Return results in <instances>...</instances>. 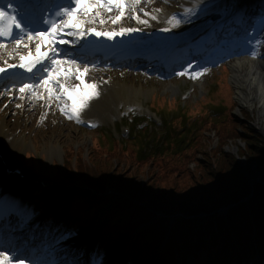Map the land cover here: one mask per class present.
<instances>
[{
    "label": "rangeland",
    "instance_id": "rangeland-1",
    "mask_svg": "<svg viewBox=\"0 0 264 264\" xmlns=\"http://www.w3.org/2000/svg\"><path fill=\"white\" fill-rule=\"evenodd\" d=\"M207 1L209 0L204 1L206 4L204 7L196 9V12L200 11L202 13L198 15H208L218 10V13L213 14H221L226 17L235 12L245 2L251 4V1H256L261 4V7L263 6L259 8V12L252 19L249 21L244 19L242 22L241 27L245 28L248 26V28L246 31L243 30L244 34L242 35L244 37L240 38L239 43L247 45V48L234 51L221 58L216 57L209 65H203V60L198 58L193 62L176 66L166 72L160 69L159 74L155 72L154 67H150L151 65H148L143 70L135 67L132 69L128 67L119 69L118 67L114 68L111 63L102 64L98 61L87 62L84 59H77L76 62L80 67L87 64L91 67L98 63L100 68L106 69L107 72L101 74V78L106 81L111 83L119 82L126 87L143 88V93L138 97L140 105L134 106L136 109L130 112L125 110L126 108L122 104H119V113L116 116L111 113L109 117L105 113V118H98L97 127L94 130H87L81 117L79 122L75 117L69 119L67 115L60 111L58 106L61 104L60 101L52 100L46 103L45 100L33 98L32 102L34 103L29 105L26 98H20L21 94L19 92V96H13L8 88H4L0 90V121L6 120L5 122H7L16 138L23 141V145L18 146L17 152L12 149L13 154L24 156L31 152L33 160L35 161L36 159L41 164L39 171L36 165L33 167L37 171L36 173L29 169L31 174L35 178L47 179L59 188L61 179L56 178L58 176L55 171L53 172V166L57 163L63 164L70 154H74L73 161H75V157L78 156L77 153L79 154V152L85 161H89L92 157L93 153L91 152L93 149L95 150V148L101 146L105 147L106 150H111L110 146L113 145L115 139L128 151L144 150L146 155L151 152L154 155H162V153L174 152V148L178 149L181 147V150H183L186 144H189V146L194 145L197 138L203 134L208 139L200 143L201 146H197L193 150V154L190 153L188 155V151L176 155V159L173 160L176 165L167 168L169 171L176 170L178 172L177 169L183 168V164H185L184 166L188 169V173L183 174L181 178L185 181L183 182V187L186 190L199 187L200 184L196 185L194 182L197 181L196 177L200 174L205 177L206 181H210V179L212 181L213 176L211 177L210 174L214 173L215 170L208 173L210 168L217 169L221 165V174L219 175L217 172L215 174L216 178L224 182V184H228L213 189L211 187L210 189L212 194L210 196L220 197L224 189L229 188L230 182L237 181L236 174L232 173L234 160L238 163L235 168L239 169V174L248 180L250 186L261 182L264 167L259 164L262 160L260 149L264 146V125H257L259 115L256 109L247 106L242 108L240 106L227 64L236 55L246 54L257 59L258 52L261 46L264 45L262 38L264 36V0ZM150 2L170 10H176L178 14L185 12L183 0H141L135 14L145 16L144 13L147 12ZM104 11L110 15H119L116 10L111 12ZM248 14H245V18L249 16ZM133 19L132 10L126 9V14L122 17V20L131 21ZM113 25L116 26V24ZM69 50H71V46H66L65 51ZM222 53H226V51L222 49L217 56ZM64 58H66L65 55ZM189 64L192 65L191 68L188 67ZM185 69L188 70V74H177L185 71ZM204 69H207V71L203 72V75L199 78H191L192 73L202 72ZM86 76L89 77L88 74ZM75 80V78H72L68 81L73 82ZM66 83L69 84L67 81ZM26 95L27 93L24 94V97ZM233 102L236 104L235 108H231ZM17 105H20V107H17ZM24 106H26V115L28 114L27 119H23L20 113ZM8 107L12 110L7 111ZM188 111L191 114L199 113L203 119L200 118L197 121L192 119L191 123L184 121L182 123L181 121L184 120L182 116L187 114H184V112ZM231 112L236 117V126L231 127L227 131V137L216 136L215 133L208 131L209 124L226 119ZM124 113L128 114L124 115ZM206 122L207 124H205ZM122 127L131 129L128 138L122 136ZM165 138L169 140L164 141ZM177 142L178 144L175 145ZM51 144L58 145L61 151L52 156L48 154L47 150H49L48 148ZM195 153L197 154L195 155ZM255 153L260 156L259 159ZM187 155L195 161L189 159V162H186V159H188L186 158ZM161 173L163 177L170 172L161 171ZM87 189L89 190L88 187ZM34 191L36 192V189L30 187L21 190L16 196L14 208L17 210L16 206H24V200L26 199L27 201L30 194L32 195ZM28 205L31 206L32 217H38L41 211L36 204L31 202ZM23 214L27 215L25 212ZM48 239L49 242L42 246L43 251L39 254L40 256L47 253L45 251L50 249V244H52L51 248L54 245L53 250H55L56 245L58 247V244H64L67 240H71L76 241L78 244L77 247L71 250L74 256L72 264H79L77 259L85 261V256H88L87 254L89 253L90 257L101 258L104 264H113L109 256L101 251L104 246L95 245L91 238L79 240L71 231L64 230L60 240L50 235ZM188 262L193 264V256L190 257ZM58 264L61 263L58 262ZM247 264H252V262L248 260Z\"/></svg>",
    "mask_w": 264,
    "mask_h": 264
},
{
    "label": "trees",
    "instance_id": "trees-1",
    "mask_svg": "<svg viewBox=\"0 0 264 264\" xmlns=\"http://www.w3.org/2000/svg\"><path fill=\"white\" fill-rule=\"evenodd\" d=\"M235 107L233 102L231 108ZM235 126L236 117L231 113L226 119L209 124L208 131L227 137V131ZM207 139L202 134L185 150L162 155L126 151L118 145L112 150L100 146L92 150L89 161L80 152L75 161L74 154L68 155L64 168L57 166L55 172L67 184L79 181L96 193L111 188L121 194L97 236L109 257L122 259L121 264H153L157 257L158 264H185L190 256H194L197 264H236L249 254H264V172L261 182L250 186L235 168L238 163L234 160L232 173L237 181L230 182L229 188H223L217 198L210 196L211 187L228 184L216 178L217 172L221 174V165L210 168L208 173L215 170L210 174L212 181H206L200 174L197 181L193 179L199 187L190 190L183 187L185 181L181 178L188 173L185 164L176 168L178 172L167 170L176 165L173 163L176 155L188 151L189 155ZM188 155L186 162L191 159ZM260 156L259 165L264 167V146ZM260 156L256 154L258 159ZM159 169L170 173L162 177ZM61 194L49 193L46 198L53 201ZM244 199H248L247 203ZM105 203V198L90 192L76 193L62 208L74 215L65 223L80 235L90 233ZM223 208L227 210L224 214L220 213Z\"/></svg>",
    "mask_w": 264,
    "mask_h": 264
},
{
    "label": "bare ground",
    "instance_id": "bare-ground-1",
    "mask_svg": "<svg viewBox=\"0 0 264 264\" xmlns=\"http://www.w3.org/2000/svg\"><path fill=\"white\" fill-rule=\"evenodd\" d=\"M148 5V13H151L157 16L156 20H152L150 16H142L139 15L142 19H147L149 21L148 25H141L138 24L135 19L131 21H124L121 20L119 23L116 24V27L112 24L111 20L116 15L106 13L103 9L100 10V17H97L93 20L92 23H89L88 27H96L98 30H118L120 27H137L141 28L142 30L131 35H127L129 37H137L140 39L139 46L143 48H147L153 43H158L159 41H163L166 36L174 35L177 38L184 39L183 47H175L174 49H163L162 53H165L164 58L159 59L158 63L153 62L152 65L155 67V72L159 74V68L161 65H164V69L171 68L173 66H178L181 62L185 61L189 57L198 58L201 56L199 55L198 51L204 50V47L207 45L204 42H197L193 40L194 36L199 35L204 28L210 25V18L213 13H218L214 11L212 14L208 15H198L202 14L200 11L196 12V9L204 7L206 4L204 0H183L184 7L183 9L186 11L187 9H195L194 14H190L188 17H185V12L177 15L181 20L182 23L177 28H172L170 31H164L163 29L169 28L170 25L167 23L168 19L171 17L170 9L165 8L164 6L158 5L156 3L150 2ZM253 8H250L249 16L255 15V11ZM159 10V11H157ZM96 9H92L89 17H85V19H91L92 13H94ZM248 11L246 8L240 12V15L246 14ZM114 15V16H113ZM103 18L105 23L100 24L99 20ZM224 18L221 19V23ZM238 21L231 20L228 24V28L231 27L234 23L236 24ZM220 27H216L214 29L210 28L208 33H206V40L216 36ZM206 30V31H207ZM212 30V32H211ZM205 31V32H206ZM222 36V35H221ZM220 36V37H221ZM69 40H75L74 37L67 36L65 37ZM101 40H104L105 37H100ZM215 42V41H214ZM80 40L76 41L73 44H64L58 45V48L61 52V58H64L63 51L66 50V46L71 45V50L67 51L66 59H75L79 57L77 51L75 50L76 46H78ZM207 43V42H206ZM8 48L3 53H0V61L7 60L9 63L10 57L8 52H10L14 45L7 44ZM34 47V44L32 45ZM228 51L231 49H227ZM18 51H23V49H18ZM193 53H196L194 55ZM97 61L101 60L99 57H95ZM162 62V63H161ZM121 64L124 66L134 65L139 67L142 64H146L144 57L138 55L134 62L131 63L129 59L124 60ZM167 65V67H166ZM86 66V65H85ZM230 68V73L232 75V84L235 86V90L237 92V100L240 103V106L243 108L244 106L251 107L256 109L259 117L257 121V125H264V47L260 52H258L257 59L252 58L245 55L235 56L231 62L228 64ZM144 67V66H143ZM84 68V67H83ZM82 68V69H83ZM89 71L85 74V80L90 83H96L98 85L99 96L89 102V106L84 109L81 113V118L84 121H88V119H92L95 122L98 118L103 119L105 118L106 114L109 115H117L119 110V104L122 105H132L138 106L140 103L138 102V97L143 93V88H137L135 86L126 87L119 82H110L102 79L100 76L102 73L106 72V69L100 68L98 64L93 65V67H87ZM162 68V69H163ZM89 75L87 77L86 75ZM97 74V76H96ZM99 78V80H98ZM36 80H31L29 78L26 79V83H34ZM69 85H76L79 83L78 80L75 81H67ZM9 92L13 96H19L20 94L19 89L15 87L14 83L10 85ZM43 89H41V92ZM26 100L28 101L29 105L33 104V98L31 97L30 93H27ZM52 101V100H51ZM56 101V100H54ZM7 108V107H6ZM26 108V107H25ZM12 109L8 107L7 111H11ZM23 119L28 118V114L26 115V111L24 109L23 112H20ZM111 119V118H110ZM6 120L0 121V146L2 148V152L6 156L8 162L11 165H21L23 168V159L24 157L21 155H14L12 149L17 152L18 146L23 145V141L17 139L13 132L10 130L9 126L7 125ZM47 150L48 154L55 155L60 152V147L57 145L51 144ZM25 154V153H24ZM27 173V181L21 182L15 178L10 180H6L2 178V168L0 165V219H4L3 221L6 223L8 220V216L13 217V199L16 194H18L21 190H25L26 188L33 187L31 181L34 177L31 173L25 169ZM8 217V218H7ZM3 241L2 236L0 237V242ZM57 246V245H56ZM76 246V243L67 240L65 244L59 245L56 247L55 250H49L48 254L44 257H40L38 259H31V258H24V255L19 254V258L24 259L25 264H56L61 258L62 264H72L73 263V256L71 254V250ZM5 247V241L0 244V249ZM53 249V248H52ZM64 252V253H63ZM28 252L27 254H29ZM256 263V262H255ZM86 264H104L101 258H94V259H87Z\"/></svg>",
    "mask_w": 264,
    "mask_h": 264
},
{
    "label": "snow or ice",
    "instance_id": "snow-or-ice-1",
    "mask_svg": "<svg viewBox=\"0 0 264 264\" xmlns=\"http://www.w3.org/2000/svg\"><path fill=\"white\" fill-rule=\"evenodd\" d=\"M141 0H68L66 6L57 5L54 13L56 18L47 19L44 13L48 11L42 0H26L23 5L27 13L29 5L37 9L40 13V26L29 27L21 23L18 19L17 9L13 7L11 0L4 5H0V53L7 50L8 45L3 41H10L14 47L8 52L10 58L17 59V63H9L4 60L0 63V74L6 73L9 69L20 68L27 73H33V69L43 73L34 83L22 84L19 88L20 98L24 99L25 93H30L34 99H42L45 102L51 100L60 101V111L68 116L69 119L75 117L79 122L81 113L89 106V102L99 96L98 85L85 80V74L89 71L87 67L81 69L75 59L61 58V52L58 45L73 44L82 40L85 36L105 37L114 40L116 37H123L139 32L142 29L137 27H120L118 30H98L96 27H88L89 23L97 17H100V10L108 12L116 10L119 15L112 18V23L117 24L126 14V9H131L134 19L138 24L148 25L147 19H142L136 13V8ZM11 9L6 11L5 9ZM92 9H96L89 17ZM141 11H143L141 9ZM159 11V10H157ZM195 9H187L185 17L194 14ZM145 16H150L156 20L157 16L145 12ZM27 18V16H26ZM104 24L103 18L99 20ZM169 28L163 29L170 31L181 25L182 20L173 14L168 19ZM18 30V31H14ZM71 36L75 40H69L65 37ZM34 44V47L32 45ZM23 49V51H18ZM65 51L64 55L67 56ZM255 55V53H253ZM37 65L40 67L37 68ZM192 67L191 64L188 66ZM195 72L191 78H199L206 72ZM178 75L188 74V70L177 73ZM35 77V74H33ZM75 78L79 81L76 85L66 83L69 79ZM43 89V92H41ZM20 107V105H17ZM25 221L21 220L19 227L23 228ZM0 264H25L24 259L19 258L15 249L5 248L0 250Z\"/></svg>",
    "mask_w": 264,
    "mask_h": 264
}]
</instances>
